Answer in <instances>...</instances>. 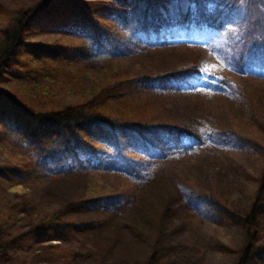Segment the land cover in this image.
<instances>
[{
    "label": "trees",
    "instance_id": "trees-1",
    "mask_svg": "<svg viewBox=\"0 0 264 264\" xmlns=\"http://www.w3.org/2000/svg\"><path fill=\"white\" fill-rule=\"evenodd\" d=\"M261 71L264 0L0 2V264L27 238L90 226L60 210L21 223L28 200L7 202L8 187L68 173L87 177L76 205L118 214L131 187L171 181L193 237L154 246L150 259L198 258L207 210L225 223L205 246L231 264H264Z\"/></svg>",
    "mask_w": 264,
    "mask_h": 264
},
{
    "label": "rangeland",
    "instance_id": "rangeland-1",
    "mask_svg": "<svg viewBox=\"0 0 264 264\" xmlns=\"http://www.w3.org/2000/svg\"><path fill=\"white\" fill-rule=\"evenodd\" d=\"M30 0H0L10 9L28 4ZM185 35L180 34L182 38ZM199 44L202 45L199 40ZM205 47H203L204 49ZM202 51V50H201ZM199 75V74H198ZM264 78V71H261ZM195 74L189 78L195 82ZM198 85H206L205 78L198 79ZM227 107L230 101L221 100ZM98 146V145H97ZM96 146V147H97ZM100 149H107V147ZM237 158L246 168L255 172L253 158L237 153ZM86 176L68 173L53 181L34 186L32 189L14 185L6 189L7 202L22 203L28 200V212H18L16 218L21 223L43 218L51 211L60 210L62 218L74 223H88L78 232H70L62 241L49 240L37 244L27 238L21 248L12 249L4 264H231L233 258H223L211 246H205L208 238L213 241L220 238L225 220L213 219L210 211L204 210L200 224L201 248L198 258L189 263H180L166 254L150 259L154 246L161 248L176 246L183 241H190V226L185 227L184 207L180 197L168 178L159 177L145 182L140 187H131L128 198L129 206L121 212L97 208L88 209L75 202L86 196ZM254 189V184L251 185ZM192 223V222H191ZM194 225L195 222L193 221ZM194 228V226H193ZM191 235V236H190ZM63 250H66L65 255ZM165 255V256H164Z\"/></svg>",
    "mask_w": 264,
    "mask_h": 264
}]
</instances>
